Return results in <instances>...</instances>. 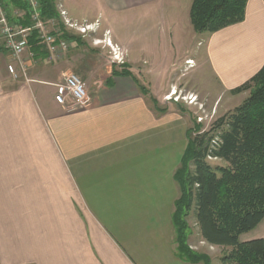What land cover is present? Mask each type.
<instances>
[{
    "label": "crops",
    "instance_id": "obj_1",
    "mask_svg": "<svg viewBox=\"0 0 264 264\" xmlns=\"http://www.w3.org/2000/svg\"><path fill=\"white\" fill-rule=\"evenodd\" d=\"M192 1L100 0L90 14L63 0L73 18L100 19L127 49L131 71L111 78L113 64H104L86 85L90 103L75 109L56 101L55 83L81 61L78 53L51 60L27 49L29 80L14 79L11 55L0 46V264H195L178 253L172 216L180 195L174 173L196 118L172 114L164 96L175 89L198 95L202 105L210 94L176 83L145 94L131 66L137 35L109 25L115 14L144 10L140 56L166 57L177 75L204 64L230 94L264 65V0H248L243 21L212 33L191 28ZM150 95L168 111L158 112ZM257 237H264V219L246 240Z\"/></svg>",
    "mask_w": 264,
    "mask_h": 264
},
{
    "label": "trees",
    "instance_id": "obj_2",
    "mask_svg": "<svg viewBox=\"0 0 264 264\" xmlns=\"http://www.w3.org/2000/svg\"><path fill=\"white\" fill-rule=\"evenodd\" d=\"M9 16L11 8L24 11L17 21L30 25L28 6L24 0H4ZM248 0H193L190 19L198 32H216L245 19ZM43 18L59 16L57 0H40ZM82 35L65 26L57 40L83 43ZM27 49L35 58L49 57L46 42L37 30L27 40ZM0 49H2L0 47ZM113 64L114 75H130L126 62ZM123 66V67H122ZM145 94L150 91L139 83ZM248 91L244 100L216 118L211 127L203 129L196 119L188 128V143L174 178L180 187L175 201L173 223L181 258L192 263L211 264L212 258L191 248L192 233L187 217L195 209L199 233L212 245L229 246L221 264H264V237L242 241L240 236L253 230L264 219V65L249 80L230 90L232 94ZM156 110L168 111L154 95ZM210 159H220L213 164Z\"/></svg>",
    "mask_w": 264,
    "mask_h": 264
},
{
    "label": "rangeland",
    "instance_id": "obj_3",
    "mask_svg": "<svg viewBox=\"0 0 264 264\" xmlns=\"http://www.w3.org/2000/svg\"><path fill=\"white\" fill-rule=\"evenodd\" d=\"M69 1L71 5H73L75 8H78L84 12L94 14L96 13L98 9H100V0H66ZM65 3V0H64ZM99 11V10H98ZM144 10H141L139 8L136 9H130L122 11V13L113 15V20L111 21L112 24H109L107 22V13L102 14V19L104 20L105 24L111 25L115 30L118 29L123 34H136L134 38L135 46L133 48V51L135 55L137 56V60L134 63H131V66L133 67V75L137 78L139 83H143L147 86H149V91H165L170 88V85L172 83H176L177 86H183L190 89H197L202 92H208L210 95L203 96V104L197 103L198 101V95L196 102V105L194 103L189 102V95L184 96V92H179L182 94L180 97L177 95H173L172 99L169 100V104L173 106V109L171 111L172 114H182L187 119L190 118L195 120L196 118L198 120L199 116L203 117L202 124L203 129H208L211 127L212 122L227 112L229 109H232L234 106L240 104L243 99L246 97L244 94L237 93V94H230L223 92L222 87L220 86L218 80L215 79V77L210 78L208 71L205 70L204 66L202 67L200 64L195 65V67H192L190 69L184 71L186 73L182 74L179 73L176 74V67H172L171 62H167L166 57H159V58H146L143 56H140V47L138 46L139 40H140V33L141 28L146 22L147 15L144 13ZM163 13H155V17L162 18ZM152 17V16H151ZM153 18V17H152ZM82 21V20H81ZM192 24V23H191ZM193 25H191V28ZM105 30H103L102 26L98 30L97 33L92 34V36H86L83 39V43L80 45L73 41L71 42L70 47L63 53V59L69 54L78 53V57L81 59V61H77V59L74 61V63L71 65L70 68H67L68 73L74 72L78 74L88 86V82L93 80L96 77L97 71L100 69H103L105 67L104 64H117L120 66V63L113 62L112 61V54L109 52V47H103L101 44H95L94 43V37L102 38L103 33ZM198 32V31H197ZM198 33H204V32H198ZM208 33V32H206ZM138 40V42L136 41ZM126 49V48H125ZM127 50V49H126ZM194 55V54H192ZM102 61L100 64L93 63V60L99 59ZM176 58L175 55L170 57ZM59 59V58H58ZM62 59V60H63ZM198 60V57H196ZM61 60V59H60ZM89 61H91L93 64H90ZM77 61V62H76ZM100 65V66H99ZM176 65V64H175ZM184 64H181L183 67ZM88 70L87 76H83V71L86 72ZM90 70V71H89ZM30 71V69H29ZM89 80V81H88ZM175 94V92H174ZM220 96V101H215L216 97ZM179 97L180 104L176 106V99ZM192 96V95H191ZM165 98V96H164ZM167 104L168 103H162ZM190 120V119H188ZM191 122V121H190ZM199 122V121H198ZM194 123L191 122L190 127H194ZM210 161L213 164H219L222 163L220 159H210ZM195 209L191 211V213L188 215L187 220L189 225L191 226L193 236L191 237V248L194 250L207 253L212 258L211 264H221L220 258L221 256L229 251L231 247L229 246H221V245H212L208 242L202 241L201 237L198 235V227L195 223ZM250 231H246L241 234L240 240L245 241L248 239L250 235ZM190 238V237H189ZM189 242V239H188ZM190 244V243H189ZM200 264H204L201 262Z\"/></svg>",
    "mask_w": 264,
    "mask_h": 264
},
{
    "label": "built area",
    "instance_id": "obj_4",
    "mask_svg": "<svg viewBox=\"0 0 264 264\" xmlns=\"http://www.w3.org/2000/svg\"><path fill=\"white\" fill-rule=\"evenodd\" d=\"M28 6L30 25L24 26L18 23L17 17H22L24 11L15 8L11 18L9 16L4 0H0V46L9 51L11 62L7 65L8 71L14 79L25 78L29 80V66L24 53L27 50V40L33 30H37L40 37L45 40L49 50V58L51 60L58 59L71 45L72 40L60 39L57 36L61 34L63 26L69 31L82 35L83 37L92 36L98 32L101 27L100 19L94 21L78 20L73 18L63 5V0H57V9L59 16L43 18L40 13V0H24ZM102 38L94 37V43L101 44L103 47H109L112 54L113 62L123 64L126 61L127 50L114 43L110 37V30L104 31ZM187 64H194L193 60H188ZM56 85V101L62 106L70 103L69 108L75 109L90 103L91 98L87 90L85 81L76 73H65ZM172 89L165 99L171 100ZM178 96V95H177ZM175 96V97H177ZM197 96L189 97L190 103H195ZM179 100L177 97L176 101ZM203 117L198 118L202 121Z\"/></svg>",
    "mask_w": 264,
    "mask_h": 264
},
{
    "label": "bare ground",
    "instance_id": "obj_5",
    "mask_svg": "<svg viewBox=\"0 0 264 264\" xmlns=\"http://www.w3.org/2000/svg\"><path fill=\"white\" fill-rule=\"evenodd\" d=\"M174 94V93H173Z\"/></svg>",
    "mask_w": 264,
    "mask_h": 264
}]
</instances>
